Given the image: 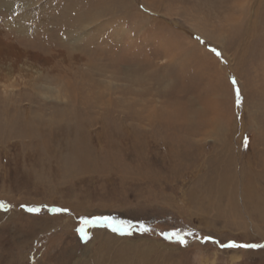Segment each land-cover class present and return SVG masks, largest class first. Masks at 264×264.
Masks as SVG:
<instances>
[{
	"label": "rangeland",
	"instance_id": "1",
	"mask_svg": "<svg viewBox=\"0 0 264 264\" xmlns=\"http://www.w3.org/2000/svg\"><path fill=\"white\" fill-rule=\"evenodd\" d=\"M0 39L40 57L0 67V264H264L196 239L264 245V0H0Z\"/></svg>",
	"mask_w": 264,
	"mask_h": 264
},
{
	"label": "snow or ice",
	"instance_id": "2",
	"mask_svg": "<svg viewBox=\"0 0 264 264\" xmlns=\"http://www.w3.org/2000/svg\"><path fill=\"white\" fill-rule=\"evenodd\" d=\"M195 39L201 43V44H205L206 42L201 39V37L197 36L195 37ZM209 51L212 52L213 54H215L217 57H220L222 54L220 51H218L216 48L214 47H209ZM232 85L235 87L236 85V80L235 78H232L231 80ZM236 103L239 104L240 103V93H239V89L236 90ZM245 140V145L247 144V137L244 138ZM21 207H25L24 205H21ZM28 212H39L38 208H31L28 207L27 208ZM50 211L52 212H67L68 209L66 208H52L50 209ZM96 222H103L105 223L107 226L111 227L112 231L114 232H120L121 234H131L130 232H127L126 229L124 228V225L127 224V222L125 221H115L112 217H107V216H99L95 218ZM93 221L91 220H83L82 223L84 224H88V223H92ZM119 224L120 227H117L116 225ZM142 231L147 232L149 229H147L146 227H144L143 225L140 226ZM76 231L78 232V234L80 235V237L84 240L89 239L87 233L85 232L84 228H77ZM161 235H163L165 237V239L168 240H172L173 238L176 240L177 243H179L182 247H186L188 244V241L185 239L186 236H193L194 234L190 231H182L180 229H175L171 232L168 233H161ZM196 239L199 240L200 243H212L214 245H217L219 248L221 249H257V248H264V245L261 244H257V243H237L234 240H229L226 243H221L219 241H217L214 237H212L211 235H205L203 237H199L196 236Z\"/></svg>",
	"mask_w": 264,
	"mask_h": 264
},
{
	"label": "bare ground",
	"instance_id": "3",
	"mask_svg": "<svg viewBox=\"0 0 264 264\" xmlns=\"http://www.w3.org/2000/svg\"><path fill=\"white\" fill-rule=\"evenodd\" d=\"M14 51H17V50L12 45L8 44V42L4 43L0 39V67H7L9 69L16 70L17 69V66H16L17 63L20 62V60H22L23 58L29 59V61L30 60L36 61L37 59L40 58L38 55L29 54V53L17 54V52L15 53ZM40 63H42V62L40 61Z\"/></svg>",
	"mask_w": 264,
	"mask_h": 264
}]
</instances>
